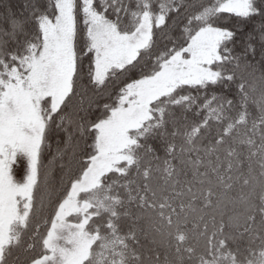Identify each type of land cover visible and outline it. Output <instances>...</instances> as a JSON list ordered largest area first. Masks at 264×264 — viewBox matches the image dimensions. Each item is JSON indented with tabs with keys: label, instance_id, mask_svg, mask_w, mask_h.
Returning <instances> with one entry per match:
<instances>
[{
	"label": "snow or ice",
	"instance_id": "obj_1",
	"mask_svg": "<svg viewBox=\"0 0 264 264\" xmlns=\"http://www.w3.org/2000/svg\"><path fill=\"white\" fill-rule=\"evenodd\" d=\"M22 8L0 0V264H264V0Z\"/></svg>",
	"mask_w": 264,
	"mask_h": 264
},
{
	"label": "trees",
	"instance_id": "obj_2",
	"mask_svg": "<svg viewBox=\"0 0 264 264\" xmlns=\"http://www.w3.org/2000/svg\"><path fill=\"white\" fill-rule=\"evenodd\" d=\"M10 2L15 6L18 13L23 11L22 5L25 3V0H10ZM4 26L6 27L7 25Z\"/></svg>",
	"mask_w": 264,
	"mask_h": 264
}]
</instances>
